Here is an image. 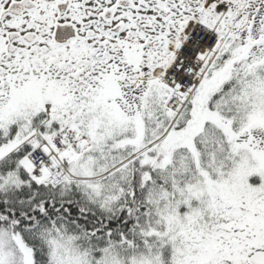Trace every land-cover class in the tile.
I'll list each match as a JSON object with an SVG mask.
<instances>
[{
  "label": "snow or ice",
  "instance_id": "snow-or-ice-1",
  "mask_svg": "<svg viewBox=\"0 0 264 264\" xmlns=\"http://www.w3.org/2000/svg\"><path fill=\"white\" fill-rule=\"evenodd\" d=\"M0 264H264V0H0Z\"/></svg>",
  "mask_w": 264,
  "mask_h": 264
}]
</instances>
